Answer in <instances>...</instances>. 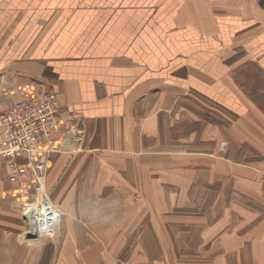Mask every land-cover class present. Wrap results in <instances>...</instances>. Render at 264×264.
I'll use <instances>...</instances> for the list:
<instances>
[{"label": "crops", "instance_id": "crops-1", "mask_svg": "<svg viewBox=\"0 0 264 264\" xmlns=\"http://www.w3.org/2000/svg\"><path fill=\"white\" fill-rule=\"evenodd\" d=\"M27 85L54 90L83 118L90 149L139 163L161 144L197 149L198 100L219 106L228 123L210 127L223 142L210 180L222 175L260 211L248 264H264V0H0V110ZM4 176L0 197L15 192ZM18 204L0 215L4 255L22 240Z\"/></svg>", "mask_w": 264, "mask_h": 264}, {"label": "rangeland", "instance_id": "rangeland-1", "mask_svg": "<svg viewBox=\"0 0 264 264\" xmlns=\"http://www.w3.org/2000/svg\"><path fill=\"white\" fill-rule=\"evenodd\" d=\"M218 107L198 100L197 149L161 144L152 150L153 158L140 163L142 157L118 152L104 157L90 149L84 120L78 117L82 131L75 135L74 145L54 154L47 172L48 199L61 212L59 228L37 238L29 233L23 214L27 207L39 204V198L29 182H11L7 164L0 162V174L15 191L0 197V202H6L0 215L19 203L15 211L24 226L19 245L7 252L26 255L8 260L9 254L3 252L9 246L0 240V264H248L251 238L261 230L262 215L244 206L250 198L244 201L236 188V195L231 192L230 180L222 175L210 180L217 143H223L210 127L228 123L212 109ZM218 168L227 175L226 166ZM122 174L128 179L134 175L135 180L109 179L123 178ZM102 186L104 197L93 191ZM101 198L110 205L91 211ZM248 222L254 223L252 229Z\"/></svg>", "mask_w": 264, "mask_h": 264}, {"label": "built area", "instance_id": "built-area-1", "mask_svg": "<svg viewBox=\"0 0 264 264\" xmlns=\"http://www.w3.org/2000/svg\"><path fill=\"white\" fill-rule=\"evenodd\" d=\"M18 92L20 97L0 111V162L7 164L11 182H29L41 198L53 154L74 145L83 124L65 111L54 90L27 85Z\"/></svg>", "mask_w": 264, "mask_h": 264}, {"label": "bare ground", "instance_id": "bare-ground-1", "mask_svg": "<svg viewBox=\"0 0 264 264\" xmlns=\"http://www.w3.org/2000/svg\"><path fill=\"white\" fill-rule=\"evenodd\" d=\"M37 202L39 204L29 206L23 211L28 231L30 234L35 233L34 238L56 232L60 221V213L50 203L47 191Z\"/></svg>", "mask_w": 264, "mask_h": 264}, {"label": "water", "instance_id": "water-1", "mask_svg": "<svg viewBox=\"0 0 264 264\" xmlns=\"http://www.w3.org/2000/svg\"><path fill=\"white\" fill-rule=\"evenodd\" d=\"M29 217H31V215Z\"/></svg>", "mask_w": 264, "mask_h": 264}]
</instances>
